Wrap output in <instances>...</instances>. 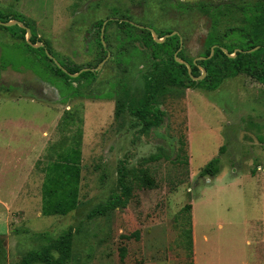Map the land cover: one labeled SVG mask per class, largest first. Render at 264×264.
I'll return each instance as SVG.
<instances>
[{
  "label": "rangeland",
  "instance_id": "rangeland-1",
  "mask_svg": "<svg viewBox=\"0 0 264 264\" xmlns=\"http://www.w3.org/2000/svg\"><path fill=\"white\" fill-rule=\"evenodd\" d=\"M178 1L197 0H0V13L21 14L38 39L33 45L30 36L22 40L0 25V172L7 170L4 147L15 146L10 131H29L35 141L43 131L48 137L35 163L37 184L29 208L13 205L0 215V264H19L28 252L50 248L68 228V264H188L191 210L200 264H264V244L257 246L255 237L264 219V142L259 140L264 141V80L239 74L213 91L172 87L157 99L164 111L157 130L162 138L142 128L124 96L143 95L153 59L135 49L139 43L127 38L122 20L150 28L154 41L157 33L177 32L174 56L198 59L205 53L210 17L180 8ZM202 1L221 8L213 33L219 36L244 22L240 6L262 0ZM101 21H106L102 47ZM38 48L67 66L91 68L97 76L79 96H61V90H70L48 70L51 63ZM197 75L203 77V70ZM78 128L77 207L64 216H43L42 167ZM222 145L218 176L200 178V169ZM161 151L166 157L148 160ZM121 166L131 189L127 204L88 219L93 207L120 192ZM51 254L57 256L52 249Z\"/></svg>",
  "mask_w": 264,
  "mask_h": 264
},
{
  "label": "trees",
  "instance_id": "trees-1",
  "mask_svg": "<svg viewBox=\"0 0 264 264\" xmlns=\"http://www.w3.org/2000/svg\"><path fill=\"white\" fill-rule=\"evenodd\" d=\"M176 4L185 10L197 9L201 13L208 15L211 19V32L206 37L207 49L202 55V58L190 59L184 58L181 54H177V58L181 59L184 63L179 62L173 55L179 43L177 35L167 37L162 43H159L153 40L152 33L147 27L137 26L128 20H122L119 23L124 27L127 38L139 43V47L135 49L146 50L147 54L153 59L151 70L146 76L143 95L135 99L130 97L127 92H124V96L130 99V109L136 118L141 121L142 128L153 130L151 132H154L156 136L161 138L165 137V135L157 130L162 128L164 124V111L157 106V99L166 95L172 87L213 91L225 79L235 77L239 74L257 76L264 80V0L256 1L255 3L242 7L240 6L244 22L239 25L240 27H228L219 36L213 34L217 30L216 20L221 10L219 5H212L202 0H197L192 3L178 1ZM0 20L3 22L16 20L23 23L24 26L30 29V42L32 44L38 42L35 33L30 27V23L21 14L0 13ZM102 23L103 21L99 23L100 30ZM109 23L111 22L107 24ZM3 28L12 35L22 40L25 39L26 30L19 25L3 26ZM134 30L139 32L136 33ZM169 33H157V37L162 38ZM235 37H237L236 43L233 42L236 39ZM99 44L102 47L101 41H99ZM26 45L28 48L36 50L31 45ZM172 45H174V49L172 51L168 50ZM213 46V54L210 56V50ZM222 48L228 54H234V56H228ZM38 50L51 63L48 65V70L66 83L67 89L70 90L67 94L61 90V96H79L81 89L89 86L97 76L96 72L89 70L78 73L81 69L80 67H70L59 62L67 71L64 72L47 57L44 48H38ZM156 50H162L164 55H158ZM37 64V61H33V65ZM186 64L190 67V73L188 72ZM199 69H203L205 74L202 79L195 81L192 79V76L197 77ZM35 72L40 76L38 69ZM68 73L78 74L75 77H71ZM55 86L61 89L59 83L55 84ZM117 111L119 112V110ZM81 136L82 131L78 128L77 131H74L63 140L60 150L54 153V158L42 167L44 177L41 184V214L43 216H64L73 212L77 207L81 171ZM259 140L264 142L263 137H259ZM51 148H56V145L51 146ZM224 150L225 145H222L219 148L218 156L211 159L200 169L198 173L200 178L215 177L219 174L221 167L220 156ZM162 157H166V154L161 151L151 154L148 160L156 161ZM118 174L117 182L120 187V192L111 193L104 203H99L93 207L87 214L88 219L104 216L110 211L125 207L131 192L126 180L128 172L124 166H121L118 169ZM251 174H254V170L251 171ZM186 208H191V205H188ZM191 234L192 230L190 227L189 242L192 253ZM71 242L72 229L68 228L54 240L50 248L28 252L21 258L19 264H32L34 262L68 264L71 257ZM51 249L57 252L56 257L51 254ZM191 257H193V253ZM188 264H194L193 258Z\"/></svg>",
  "mask_w": 264,
  "mask_h": 264
},
{
  "label": "crops",
  "instance_id": "crops-1",
  "mask_svg": "<svg viewBox=\"0 0 264 264\" xmlns=\"http://www.w3.org/2000/svg\"><path fill=\"white\" fill-rule=\"evenodd\" d=\"M19 100L25 99L34 102V98L18 97ZM46 103V102H45ZM47 104V103H46ZM48 105V104H47ZM52 109V108H51ZM11 140H15V146L10 150V146L4 147L5 152L9 153L5 161L6 171L0 172V215L8 213L13 205H17L21 210H26L30 206L33 199L32 193L36 181L35 163L39 156L43 153L42 144L45 142L47 134L42 132L40 139L33 140L29 131H10ZM4 134V131H0ZM33 140V141H30ZM39 144V150L36 146ZM41 145V147H40ZM12 151L11 153L8 152ZM218 176V175H217ZM215 176V177H217ZM42 182V181H41ZM35 193V192H34ZM193 208V205L191 209ZM2 211V212H1ZM191 230H192V253L193 263L200 264L198 259V244L196 237V221L191 210ZM257 246L264 244V219L259 221L256 227ZM204 242H209L205 238Z\"/></svg>",
  "mask_w": 264,
  "mask_h": 264
},
{
  "label": "water",
  "instance_id": "water-1",
  "mask_svg": "<svg viewBox=\"0 0 264 264\" xmlns=\"http://www.w3.org/2000/svg\"><path fill=\"white\" fill-rule=\"evenodd\" d=\"M14 24H17V25H19L20 27H22V28H24L25 30H26V35H28V36H30L31 35V32H30V29L28 28V27H26V26H24L23 25V23H21V22H19V21H16V20H12V21H8V22H3V21H0V25H2V26H4V27H7V26H11V25H14ZM105 24H106V21H104L103 23H102V27H101V30H100V39H101V43H102V45L104 46V40H103V33H104V27H105ZM150 31H151V33H153L152 32V30L150 29V28H148ZM173 35H178V33L177 32H171V33H169V34H166V35H164L162 38H161V40H159L160 38H158L157 37V35H156V38H155V41L156 42H162V41H164V39L165 38H167V37H170V36H173ZM180 44H181V39H180ZM33 45H35V44H33ZM257 48V47H256ZM213 49H214V46L211 48V50H210V56L213 54ZM222 50L224 51V53H226L228 56H234V54H228L227 52H226V50L224 49V48H222ZM45 53H46V55H47V57L49 58V59H51L52 61H53V63L57 66V67H59V68H61L62 69V71H64V72H67L61 65H60V63L45 49ZM175 58L177 57V55H176V53H175V56H174ZM202 58V57H201ZM176 60H177V58H176ZM177 61H179V60H177ZM179 62H183V61H179ZM184 63V62H183ZM187 65V64H186ZM187 67H188V72L190 73V67L187 65ZM87 70H89V71H94L93 69H91V68H87V67H85V68H81L80 70H79V72L78 73H81V72H83V71H87ZM203 70V69H202ZM203 72H204V74H205V71L203 70ZM78 73H74V74H71V73H68V75L69 76H71V77H75V76H77V74ZM192 79L193 80H195V81H197V80H200V79H202V77H193L192 76Z\"/></svg>",
  "mask_w": 264,
  "mask_h": 264
}]
</instances>
